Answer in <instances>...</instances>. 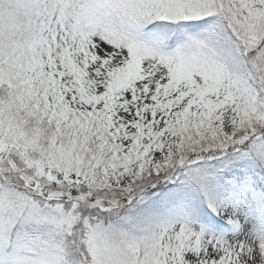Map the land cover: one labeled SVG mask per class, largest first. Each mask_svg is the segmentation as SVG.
I'll return each mask as SVG.
<instances>
[{"label":"snow or ice","instance_id":"1","mask_svg":"<svg viewBox=\"0 0 264 264\" xmlns=\"http://www.w3.org/2000/svg\"><path fill=\"white\" fill-rule=\"evenodd\" d=\"M0 264H264V0H0Z\"/></svg>","mask_w":264,"mask_h":264}]
</instances>
